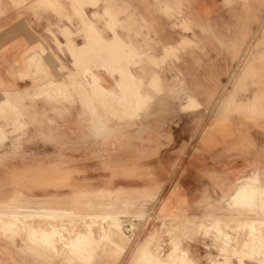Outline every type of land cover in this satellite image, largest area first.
I'll return each instance as SVG.
<instances>
[{
    "label": "rangeland",
    "instance_id": "374dc122",
    "mask_svg": "<svg viewBox=\"0 0 264 264\" xmlns=\"http://www.w3.org/2000/svg\"><path fill=\"white\" fill-rule=\"evenodd\" d=\"M243 8L245 17L241 22L242 27L240 23L237 25L235 23L236 21L226 23L221 28L222 31L226 32H221L220 29L213 26L197 27L198 31L191 34L193 42L191 44H188L187 41L181 43L180 56L176 53L169 52L168 58L163 62L161 58L162 54L158 58L156 57V59H150L152 60L151 64L156 69L153 74L155 86L153 89L155 91L158 89L161 90L159 93H155L154 90L149 89L147 86V89L153 92L150 93L153 95V100L148 104L149 106L146 111H143L138 118L122 122V124L129 125L122 131V133L125 132V136L121 135L118 138L113 137V135L101 137L94 133L96 123L89 121L92 107L88 106V103L93 106L97 104L94 100L87 98L86 94L83 95V92L79 90L78 81L71 84L70 88L66 87V91L62 96H59L62 92H54L53 89L59 87L64 88V83L54 85L47 84L48 80L42 81L38 84V90L35 93L37 98L32 97L29 100L39 101L40 106H48L49 109L45 111L46 114L43 112L39 118L37 116L34 118L33 116V119L20 108V115L18 116L19 122L17 120L15 122L12 121V113L10 112L12 109V97L7 94L10 93L9 91H4L5 101L2 103L3 109H8L9 112L8 114H4L3 112L0 115V121L3 125L0 128V149L5 154V160L3 162L4 171L3 175L0 176V200L3 201L0 202H8L11 190L18 187L26 195H31L37 191L41 195L56 194L58 197L53 201L49 200V203L47 202L46 204L53 206L61 204L66 208H74V210H81L82 201L87 197L94 204H113V210L100 214L85 213L79 215L67 210L54 211L52 217L55 216V212H58V214H62L63 212L62 222L55 224L51 220L52 223H47L46 227L43 226L44 229L39 227L40 230H37V233L52 237V244H54V246L52 245L54 247L53 250L55 249L56 251H54L57 253L61 249L66 251L68 242L74 243L70 250L71 252L68 251V253L75 257V259L70 257L69 262L75 261V264H90L91 261L92 263L99 261L100 257H97L95 254L101 247V244L108 242L115 245L113 241L120 239L118 235L121 236L122 231L116 230L115 228L110 229L111 225L105 219L107 213H114L116 217H120L125 222L124 229L127 236L123 234L126 246L123 249L124 251L121 250L125 252L121 264H134V257L143 246L147 247L146 249L149 250V253L153 257H159L164 262L166 261L165 264H192L183 252L185 251L183 246H189V257L194 259L198 264H212V261H222L223 257L224 264H237V256H231L228 260L230 254L234 255L231 252L235 251L231 245V240L233 239L232 244L240 247L241 241L247 235L246 231L231 229L229 226H225L224 231L230 233L232 238L228 239L225 236V239L224 237L223 239H219L216 237L217 240L211 232L208 231L209 233L205 235L203 231L196 229V225H194L195 227L193 226V229H188V231H185L183 227H178L175 230L171 227L172 224L182 221L180 217H183L186 213L196 214L195 216H198V219L203 218L205 214L210 212L219 213V210H215L212 206V204L216 203V200L221 199L218 192L211 190L209 194H201L198 200L199 202L197 201L194 206L191 208L188 207V209L186 207H180L178 204L173 206L171 204L172 201L168 204V200L172 195L170 194L168 198H164V196L178 189L179 180H182L183 185H186L187 180L179 178L178 175L180 173L179 171L185 168L189 153H218L220 148L219 132L221 129L220 127L211 128V126L216 112H219L220 109H222L224 117H227L222 126L224 127V134L227 132L226 127H229L230 123L236 120H239L241 123L253 124L255 127H261L264 123V116L258 112L232 111V108H226L225 105L227 99H252L253 96L246 97L252 95V80L258 82L260 80L259 73L261 74L263 72L264 74V0H245L243 2ZM77 16L80 19L84 17V15L79 13ZM253 25L254 28H252ZM67 32L69 31L66 30L62 34L68 44ZM248 42L252 43L251 50L254 53L255 63L258 65L259 71L257 70L253 76L252 74L246 76L242 84L235 83L234 79L240 72ZM56 44L60 49L61 45L58 41ZM118 44L105 57L104 52H98L100 55L99 60H88L89 57H85L83 61L89 64L84 63V66H87L86 68L92 67V70L100 67L106 68L112 74L116 72L115 69L118 70L119 72L117 71V73L124 80L121 86L122 93L125 90L123 95H131L132 91L140 90L132 81L128 66L134 63L135 60L140 59V56L134 49L126 47L121 42ZM67 46L69 48L70 44ZM188 48H190L191 53L195 54L193 66L195 73L191 75L192 79L199 86H202L204 82H210L211 85V93H196V102L187 98L184 93L192 91L186 86V75L183 70L167 64L168 60H175L180 63L184 62L183 55L186 54ZM44 49L46 47L41 46L39 51L36 52L37 54L31 56L29 59V64L35 67V74L37 76L41 74L46 75V72L42 71L43 67L41 68L36 65L38 62L43 63V56H45L43 54ZM185 50L186 52H184ZM69 51L74 59L73 66L78 71L77 66L80 65L75 64V61H78V54L83 55L87 51L74 53L70 48ZM121 51L125 52V54H121ZM132 52L133 54H131ZM134 53L136 54L134 55ZM127 57L129 60H125ZM118 58L127 62L123 63ZM96 62L98 64H95ZM102 62L104 65H102ZM113 62L114 66H112ZM90 63H94V66L93 64L90 65ZM125 63L126 66L122 70V66ZM262 68L263 71L261 70ZM160 73L164 77L166 74H169L170 81H161ZM78 76L83 81L89 77L87 73L84 75L81 73ZM94 92L96 95H99L100 99H103L102 102H105V99L110 97L109 93L104 94L102 89H94ZM224 98L225 101L219 104V100ZM115 99L112 98L111 100L116 102L111 101L113 103L110 105L105 103L106 105L104 104V107L116 112L124 108L123 111L126 112L129 109L133 110L135 108L133 106H136L133 102L130 103ZM126 102L129 105H125ZM16 108L19 109L18 107ZM76 111H78V114ZM98 111L104 115L107 124L115 122L110 111H104L100 107H98ZM116 114V118L119 120H124L127 116L123 115L121 117L119 113ZM58 121H62V123ZM207 132L211 133L213 137H216L208 143H205L203 139ZM13 134L15 136V142L12 146L11 138ZM160 148H163V150L159 151ZM163 154H169L168 156L174 155V157L171 159L167 157V160L164 159V161H161V157L159 158L160 161L154 160ZM12 157H19L21 160L19 174L14 172L16 175H12L11 167L9 169L6 168L7 163H11L10 159ZM44 157L47 160L39 161L40 159H44ZM39 162L44 164L39 166L40 169L38 172L42 175L40 177L42 182L38 185L33 181L32 173L34 171H25L24 169L26 164H37ZM161 174L167 176L161 177ZM218 180L219 178L216 176L210 178L212 184L218 183ZM15 182L16 184H14ZM257 186V184L252 183L250 187ZM78 187H85L87 189L83 191L84 197H78L73 194ZM103 189H109L111 193L110 191L105 192ZM154 192L158 193V197L152 201L147 195ZM62 194H65L64 199H61L62 196H59ZM184 197L187 198V195L182 193L177 197L176 202L183 205L186 204ZM163 199L164 202L161 204ZM223 203L225 202L223 201ZM15 204L19 205L23 204V202H12L13 206ZM170 211L178 214L176 218H173L172 223L168 217L165 219L164 216ZM182 213L184 215H180ZM8 214L4 224L7 230L6 235L10 237L13 233L10 230L18 222V214ZM250 216L256 215L253 214ZM82 218L83 220H87L82 223L84 225L81 229L79 228L80 230H77L80 233H85L84 230L88 227L87 224H89L92 226L91 228L94 233L87 240L81 235L78 237L76 228L70 224L71 219L80 221ZM45 219L46 217L44 216L43 220ZM198 219L195 221H198ZM230 219L229 224L234 225L235 218ZM206 221L210 223L212 219L208 218ZM33 227L30 228L33 229ZM157 228L161 229L158 234L159 241L163 244L161 246H158L156 243ZM167 229H173L174 233L171 232L172 235L168 236L165 232ZM254 229L256 236L252 234L251 238L253 236L255 237L253 240L250 239V244L246 245L248 252L251 250L255 251V249H257L256 251H261L260 246L257 244L261 239L258 228L254 226ZM104 233L107 234L105 235ZM57 236L59 237L57 238ZM97 236L100 237V241L98 239L97 241L95 240ZM21 239L22 237H19V235L12 241L7 237H0V264H28L27 261L30 260L29 254L19 249L20 246H24V242ZM9 241H11V245L8 243ZM220 241L222 244L226 243L225 245L230 246L231 252L228 253L227 258L224 256L225 252L222 250L221 254L219 253ZM77 244L80 246H77ZM85 244L88 245H86L87 248L84 246ZM4 246L7 247L4 248ZM223 247L222 245L221 249ZM21 259L24 262L21 263ZM138 261V264L141 263ZM59 262H62V258L57 260V263ZM245 262L246 264H249V262L261 264L258 256L245 258Z\"/></svg>",
    "mask_w": 264,
    "mask_h": 264
},
{
    "label": "crops",
    "instance_id": "0c3cea01",
    "mask_svg": "<svg viewBox=\"0 0 264 264\" xmlns=\"http://www.w3.org/2000/svg\"><path fill=\"white\" fill-rule=\"evenodd\" d=\"M244 1L245 0H0V115L3 114V112L4 114H8L9 112L8 109H3L2 103L5 101L4 91H9L10 93L7 94L12 97V109L10 111L12 113V121L15 122L17 120L19 122L18 116L20 115V108L31 118H33V116L34 118H36V116L39 118L41 113L44 112L46 114L45 111L49 109L48 106H40L41 104H39V101L29 100L32 97L37 98L35 93H37L38 84L42 81L48 80L47 84L54 85L64 83V88L59 87L53 89L54 92H62V95H64L66 87L70 88L71 84L78 81L79 90L83 92V95L86 94L87 98L94 100L97 104L93 106L88 103V106L92 107L89 121L96 123L94 133L101 137L113 135V137L118 138L121 135L125 136V132L122 133V131L129 125L122 124V122L138 118L143 111H146L149 102L153 100V95L150 94L153 92L149 91L147 86L149 89L154 90L153 74L156 69L151 64L152 60L150 59H156V57L158 58L162 54L161 58L163 62L168 58L169 52H173V54L176 53L180 56L181 43L187 41L188 44H191L193 42L191 34L198 31L197 27L213 26L221 30L226 23L234 21H236L235 23L237 25L240 23L241 26V22L245 17L243 8ZM78 13L84 15V17L80 19L77 16ZM252 28H254V25ZM66 30L69 31L67 32L68 44H70L69 48L74 53L87 51V53L83 55L78 54V61H75L76 65H80L77 66L79 69L78 71H76V68L73 66V56L67 46V40L62 34V32ZM221 32L226 31L221 30ZM55 40L61 45L60 49L57 47ZM119 41L126 47L134 49L140 56V59L129 64L128 69L132 81L140 90L139 95L141 100L139 103L141 106H137L135 107L136 109L134 108L125 113L123 109L117 112L112 109V111L106 109L104 103L110 105L112 103V98L105 99L106 101L102 102L99 96L95 94L93 88H91L92 86L96 88L100 87L110 93L109 95L114 98L121 99L123 98L121 87L124 82L123 78L117 72H113L112 74V72L106 68L100 67L94 68L93 70L92 67L86 68L84 66L85 61H83L85 57H89L88 60H99L100 55L98 52H104V56H106L107 53L116 48V45H119ZM251 45L252 43H247L246 55L240 72L234 79L235 83L242 84L246 76L251 74L253 76L258 70ZM41 46L46 47V49L43 50L44 53L42 52L45 56H43V63L38 62L36 65L41 68L43 67L42 71L46 72V75L41 74L37 76L35 74V67L29 64V59L31 56L37 54L36 52L39 51ZM184 52H186V50ZM183 57L184 62L182 63L175 60H168L167 64L179 67V69L183 70L186 75V86L193 92L184 93L187 98L196 102V93H211V85L210 82H204L202 86H199L196 81L192 79L191 75L195 73V69L193 68L195 54L190 52V48L187 49ZM261 70L263 71V68ZM81 73L83 75L86 73L88 74L89 77L85 79L87 82L81 80L78 76ZM40 76L42 77L40 78ZM160 76L161 81H170L169 74H166L164 77L162 73H160ZM259 79L258 82L252 80V95L246 96H253L252 99H227L225 103L226 108H232V111L258 112L264 116V97H262L264 96L263 72L261 74L259 73ZM144 86L145 88H143ZM166 86L171 89L168 84H166ZM160 90L161 89L154 91L155 93H159ZM61 94L59 96H62ZM65 95L68 96L67 94ZM224 101L225 98L220 99L219 104ZM98 107L104 111H110L115 122L107 124V120L104 115L98 111ZM76 113L78 114V111H76ZM116 113H119L121 117L122 115H127L126 119L119 120L116 118ZM226 119L227 117H224L222 109H220L219 112H216L211 126V128L220 127L221 129L219 132L220 148L218 153H189L186 159L187 164L182 171H179L180 173L178 175L179 178L187 180L186 185H183L182 180H179L178 189L164 196V198H168L170 194L172 195L168 200V204L172 201L171 204L173 206L178 204V206L188 209V207L191 208L197 203L201 194H209L211 190H215L219 193L221 199L216 200V203L212 204V206L215 210H219V213H207L203 217L205 220L201 218L200 220L198 216H195L196 214H189L184 211V213H186L185 215L183 213L180 214L184 215L180 217L182 221L172 224L171 227L175 230L178 227L182 228L184 225L185 227L187 225L188 229H193L195 227L194 225H196V229L200 230V222H206L208 218L213 219L210 223L206 222L208 225H211L215 221L226 223L231 220L230 218H235V224H230L233 228L236 227L238 221L252 219L256 223L264 246V201L258 198L255 202L256 206L250 207L238 202L236 203V200H234V197L237 196L236 193H240V191H238L239 189H241V191L249 190L250 183L257 184L259 190L264 189V123L261 127H255L253 124L241 123L239 120H236L230 123L229 127H226L227 132L224 134V127L222 126ZM58 122L62 123V121ZM2 127L3 125L0 121V128ZM215 137L207 132L203 141L208 143ZM14 142L15 136L13 134L11 138L12 146ZM160 150L162 151L163 148H160L159 151ZM2 151L3 150L0 149V176L3 175V162L5 160V154ZM168 155L169 154L159 155V157L154 160L160 161L159 158L161 157V161H164V159L167 160V157L169 159L174 157V155ZM45 160H47L46 157L39 161ZM10 161L11 163H7L6 168L9 169V167H11V172H13L12 175H16V173L19 174L20 158L12 157ZM42 164L44 163H29L25 165L24 169L25 171H34V173H32L33 181L38 185L42 182L40 179L42 175L38 172L40 169L39 166H42ZM160 176L163 177L164 175L161 174ZM213 176L219 178L218 183H211L210 178ZM14 184H16V182ZM16 188L11 190L8 199L9 203L0 202V237H7L11 241L17 235L22 237L21 240L24 242V246H20L19 249L29 254L30 260L27 261L28 264L76 263L75 261L69 262L70 257L73 259H75V257L69 255L67 251L61 249L57 253L53 250L52 237L50 235L36 233V230L34 231L30 228L32 226L36 228L46 227L47 223H50L52 220L51 217L54 211L67 210L80 215L85 213L100 214L114 209V205L111 203L94 204L87 196H85L87 198L82 201L81 210L66 208L61 204L53 206L46 203L49 200H55L58 197L56 194L41 195L38 194L37 191L31 195H26L19 190L18 187ZM84 190L87 189L85 187H78L73 194L78 197H84ZM103 191H110L111 193L109 189H103ZM182 193L187 195V198L184 197L186 201L184 205L176 202L177 197ZM157 195L158 193L154 192L147 196L154 201L157 199ZM59 196H62L61 199H64L65 194ZM223 201L225 203H223ZM12 202H23V204H15L13 206ZM163 202L164 199L161 201V204ZM8 213L18 214V222L15 227L10 230L14 234L12 233L10 237L6 235L7 230L4 224ZM253 214L256 216H250ZM177 215L176 212L170 211L164 216L165 219L168 217L172 223V220H174L173 218H176ZM44 216L46 217L45 220H43ZM238 216L243 217L240 218ZM197 219L198 221H195ZM163 223L165 224V222ZM169 229L165 232L167 233ZM222 229L224 231V226H222ZM159 230L161 229L157 228L156 243L158 246H161L162 243L159 241L158 237ZM201 230L205 235L209 233L206 230ZM242 231H246L247 235L241 241L240 247L232 244L233 239L231 240V245L236 252L233 253L234 255L230 254L228 260L231 256H237V264H246L245 258L258 256L260 263L264 264V250H261L262 253L258 251L248 252L245 250V246L251 243V234L248 230ZM226 233L231 236L230 233ZM214 238L217 239L215 236ZM97 239L100 241L99 236H97L95 240L97 241ZM11 241L8 243L10 244ZM125 246V242L122 243L120 247H116L108 242L102 243L95 254L97 257H100L99 261L95 263L91 261L90 264H121L125 256V252H123ZM219 246V250H222L221 241ZM5 247L7 246H4V248ZM183 248L185 249L188 261L192 264H198L194 259L189 257V246H183ZM219 253L221 254V251ZM60 258H62V262L57 263V260ZM53 259H56V261L54 262ZM20 261L21 263L24 262L23 259ZM212 264H224V257L222 261H212ZM249 264H254V262H249Z\"/></svg>",
    "mask_w": 264,
    "mask_h": 264
},
{
    "label": "bare ground",
    "instance_id": "6f19581e",
    "mask_svg": "<svg viewBox=\"0 0 264 264\" xmlns=\"http://www.w3.org/2000/svg\"><path fill=\"white\" fill-rule=\"evenodd\" d=\"M85 29V28H84ZM88 31H90V30H88ZM91 32V31H90ZM119 42H121V41H119ZM123 44V43H122ZM112 45V44H111ZM124 45V44H123ZM111 47V46H110ZM123 47V46H122ZM122 47H120V48H122ZM124 49V48H123ZM116 51H117V49H116ZM127 51V50H126ZM82 52V51H81ZM80 52V53H81ZM133 52H135V51H133ZM133 52L131 53V54H133ZM83 53V52H82ZM114 53H116V52H114ZM113 53V54H114ZM121 54L122 53H124L125 54V52H120ZM119 53V54H120ZM127 53H128V51H127ZM127 53H126V56H127ZM117 54V53H116ZM130 54V53H129ZM136 53H134V55H135ZM118 55V54H117ZM120 56H123V55H120ZM129 56V55H128ZM105 57V56H104ZM109 57V56H108ZM93 58V57H92ZM102 58V57H101ZM114 58V57H113ZM122 59H124L123 57H121ZM121 58H118L119 59V61H120V59ZM131 58V57H130ZM110 60H111V58H109ZM115 59H117V57H115ZM121 59V62L123 61V63L124 62H127V61H124V60H122ZM126 59H128V57L127 58H125V60ZM134 59V58H133ZM93 60H96V59H93ZM108 60V59H107ZM129 60V59H128ZM133 62H134V60H132ZM83 62V61H82ZM109 62V61H108ZM107 62V64L108 65H110L109 63ZM110 62H112V61H110ZM128 62H131V61H128ZM117 63V62H116ZM37 64V63H36ZM85 64H87V63H85ZM89 64V63H88ZM87 64V65H88ZM93 64V66H94V63H92ZM91 63H90V65H92ZM95 64H98L97 62L95 63ZM106 64V63H105ZM112 64V63H111ZM40 65V64H39ZM102 65H104L103 64V62H102ZM119 65V64H118ZM124 65V64H123ZM112 66H114V62H113V65ZM126 66V63H125V65L124 66H122V70H123V68ZM87 67V66H86ZM108 67V66H107ZM117 68V67H116ZM121 70V69H120ZM121 70V71H122ZM115 71L117 72L118 70H116L115 69ZM119 72V71H118ZM125 72V71H124ZM128 72V71H127ZM86 81V80H85ZM87 82V81H86ZM125 84V83H124ZM85 85H87V84H85ZM89 85V84H88ZM97 85V84H96ZM89 86H91V85H89ZM91 88H93V90L94 89H98V90H101L102 88H100V87H94V86H92ZM103 90V89H102ZM96 91V90H95ZM104 91V94H107L108 92H106L105 90H103ZM125 91V90H124ZM124 91H123V93L122 94H124ZM127 91V90H126ZM63 92H64V90H63ZM96 94V93H95ZM98 94V93H97ZM101 94H103L102 92H101ZM110 94V93H109ZM140 91H138V90H136V91H132V93H131V95H123V98H121V99H119V98H116L115 100H118V101H128V102H130V103H135L136 104V106L134 105L133 106V108L134 107H140L141 105H139L140 103ZM62 95V94H61ZM99 96V95H98ZM102 96V95H101ZM107 96V95H106ZM104 97V96H103ZM102 98V97H101ZM110 99L111 98H113L114 99V97L112 96L111 97V95H110V97H109ZM108 99V98H107ZM103 99H101V101H102ZM106 101V100H105ZM113 101V100H112ZM108 102V101H107ZM113 102H116V101H113ZM112 102V103H113ZM122 103V102H121ZM150 103V102H149ZM105 104V103H104ZM107 104V103H106ZM116 104V103H115ZM127 104V102L125 103V105ZM118 105V104H117ZM127 105H129V104H127ZM131 105H133V104H131ZM129 108H131V107H129ZM124 109V108H123ZM136 109V108H135ZM129 110H131V109H129ZM128 110V111H129ZM112 111V110H111ZM127 111V110H126ZM140 111V110H139ZM125 113V112H124ZM123 116V115H122ZM121 118V117H120ZM126 119V118H125ZM121 120V119H120ZM123 120V119H122ZM249 184V183H248ZM247 186V185H246ZM245 186V187H246ZM250 186H252V183H250L249 184V190H245V189H242V190H245V191H241V189H239L238 191H240V193L239 194H237L236 193V197H234L235 199L234 200H236L235 202L237 203H241V204H243V205H248V206H250V207H253L254 205L256 206V200H258V198L261 200V201H264V189L263 190H259L258 189V186L257 187H250ZM244 187V188H245ZM248 188V187H247ZM260 188V187H259ZM257 196V197H256ZM233 198V197H232ZM235 204V203H234ZM240 204V205H241ZM236 205V204H235ZM258 206V205H257ZM240 207V206H239ZM264 207V206H263ZM235 208V207H234ZM257 209V208H256ZM262 209V208H261ZM46 213V212H45ZM54 213V212H53ZM56 213H57V215H56ZM230 213V212H229ZM50 214V213H49ZM122 214H124V213H122ZM241 214V213H240ZM8 215H12V214H8ZM62 215H64L63 214V212H62V214H58V212H55V216H53L52 217V222H54L55 224H59V223H61L62 222ZM87 217V216H86ZM209 217V216H208ZM237 217V216H236ZM238 217H240V216H238ZM241 217H243V216H241ZM240 217V218H241ZM36 218V217H35ZM247 218V217H246ZM69 219V218H68ZM86 219V218H85ZM89 219V218H88ZM105 219L107 220V221H109L108 223H110L109 225H111L110 226V229H113V228H115L116 230H121L122 231V235L120 236V235H118V237H120V239L119 240H115V241H113V243L115 244V245H117V246H121V243H123V241L125 242V239H124V237H123V234H124V236H127L126 235V233H125V229H124V221L119 217H116V215L114 214V213H107L106 214V216H105ZM200 219V218H199ZM201 219H203V218H201ZM200 219V220H201ZM4 220V219H3ZM87 220V219H86ZM86 220H83V218L79 221V220H72L71 219V222H70V224L71 225H73L75 228H76V233H77V235H78V237L81 235V236H83L84 238H85V240H87V238L88 237H90V236H93L94 235V233H93V230H92V226H90L89 224H87L88 225V227H86V229L84 230L85 231V233H80L78 230H80L81 229V227L84 225H82V223L84 222V221H86ZM90 220V219H89ZM92 220V219H91ZM98 220V219H97ZM204 220V219H203ZM213 220V219H212ZM221 220V219H220ZM260 220V219H259ZM224 221V220H223ZM228 221V220H227ZM256 221H258V220H256ZM3 222V221H2ZM51 221H50V223H52ZM93 222V221H92ZM207 222V221H206ZM205 221H202V222H200V224H199V229L201 230V229H203V230H206V231H209V232H211L215 237H217V238H219V239H223V237H224V239H225V236L228 238V239H231V236H229L226 232H224L223 231V229H222V226H229L231 229H236V230H248V231H250V234H251V236H252V234L253 235H255L256 236V234H255V232H254V226H256L255 224V222L254 221H252V219L250 220V219H246V220H242V221H236L237 223H236V227H233L232 228V226L229 224V222H226V223H221V221L220 222H214V223H212L211 225L209 224H207ZM252 222H253V224H252ZM41 223V222H40ZM264 223V222H263ZM187 224H189V223H187ZM94 225V224H93ZM187 226V225H186ZM109 227V226H108ZM128 227H130V226H128ZM132 227V226H131ZM178 227V226H177ZM189 227V226H188ZM80 228V229H79ZM85 228V227H84ZM83 228V229H84ZM256 228H257V226H256ZM33 229H34V231L36 230H40V228L39 227H33ZM44 229V228H43ZM78 229V230H77ZM104 229V228H103ZM102 229V230H103ZM183 229L185 230V231H188V228L187 227H185V225H184V227H183ZM208 229V230H207ZM127 230V229H126ZM133 231V230H132ZM174 230L173 229H171V230H169V231H167V235L168 236H171L172 234H171V232H173ZM181 231H182V229H181ZM184 231V232H185ZM202 231V230H201ZM41 232V231H40ZM37 233V232H36ZM174 233V232H173ZM105 234V233H104ZM107 234V233H106ZM105 234V235H106ZM130 234V233H129ZM205 234V233H204ZM43 235V234H42ZM57 235V234H56ZM185 235V234H184ZM49 236V235H48ZM255 236H253V238L255 237ZM59 236H57V238H58ZM82 237V238H83ZM175 237V236H174ZM45 238V237H44ZM55 238V237H54ZM253 238H251V240H253ZM257 238V237H256ZM259 238V237H258ZM39 239V238H38ZM227 239V240H228ZM257 240V239H256ZM45 241V240H44ZM49 241V240H48ZM52 241H53V239H52ZM59 241V240H58ZM221 241H223V240H221ZM55 242V241H54ZM57 242V241H56ZM257 242V241H256ZM58 243V242H57ZM88 243H90V242H88ZM177 243V242H176ZM254 243V242H253ZM28 244V243H27ZM50 244V243H49ZM59 244V243H58ZM74 243H70V242H68V244H67V252L68 251H70L71 250V248H72V245H73ZM82 244V243H81ZM226 244V243H225ZM225 244H222L221 243V247H222V245L224 246L223 248H222V251L223 252H225V254H224V256L227 258L228 257V253L229 252H231L230 251V246H228V245H225ZM257 244L260 246V249L262 250L263 249V241H262V239H260L259 240V243L257 242ZM53 246H54V244H52ZM62 245H66V244H62ZM76 245V244H75ZM86 245L87 244H85L84 246L86 247ZM179 245V244H178ZM177 245V246H178ZM52 246V248H54ZM77 246H80V245H78L77 244ZM88 246V245H87ZM92 246V245H91ZM62 247V246H61ZM57 248V247H56ZM87 248V247H86ZM147 247L146 246H143L141 249H139V252L137 253V255L134 257L135 259H134V264L135 263H137V261L138 262H141V263H139V264H165L166 263V261L164 262V260H162V259H160L159 257H153L152 256V254H150L149 253V250L148 249H146ZM171 248H173V247H171ZM175 248H177V247H175ZM174 248V249H175ZM78 249V248H77ZM244 249V248H243ZM246 251L248 250L247 249V246H246ZM250 249V248H249ZM254 249V248H253ZM55 250V249H54ZM257 249H255V251H256ZM264 250V249H263ZM262 250V251H263ZM56 251V250H55ZM221 251V250H220ZM234 251V250H233ZM252 251V250H251ZM250 251V252H251ZM71 252V251H70ZM184 253H185V251H183ZM235 252V251H234ZM234 252H231L232 254L234 253ZM253 252V251H252ZM258 252H259V250H258ZM261 252V251H260ZM262 253V252H261ZM55 254V253H54ZM55 256V255H54ZM79 256V255H78ZM36 258V257H35ZM179 258H180V256H179ZM52 259V258H51ZM54 260V259H53ZM180 260V259H179ZM55 261H56V259H55ZM73 261V260H72ZM182 261V260H181ZM183 262V261H182ZM168 263V262H167ZM179 263H180V261H179ZM184 263V262H183ZM70 264V263H69ZM138 264V263H137ZM184 264H186V263H184ZM226 264V263H225Z\"/></svg>",
    "mask_w": 264,
    "mask_h": 264
}]
</instances>
